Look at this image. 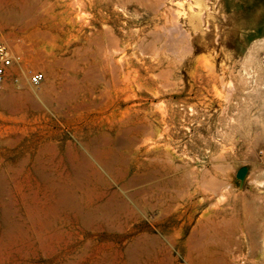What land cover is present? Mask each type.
<instances>
[{
	"label": "rangeland",
	"instance_id": "1",
	"mask_svg": "<svg viewBox=\"0 0 264 264\" xmlns=\"http://www.w3.org/2000/svg\"><path fill=\"white\" fill-rule=\"evenodd\" d=\"M0 13V264H264V0Z\"/></svg>",
	"mask_w": 264,
	"mask_h": 264
},
{
	"label": "built area",
	"instance_id": "2",
	"mask_svg": "<svg viewBox=\"0 0 264 264\" xmlns=\"http://www.w3.org/2000/svg\"><path fill=\"white\" fill-rule=\"evenodd\" d=\"M19 57L15 56L9 48L0 44V84H2L7 76L8 70L19 62ZM44 80V74L41 72H34L29 75V83L32 86L39 85Z\"/></svg>",
	"mask_w": 264,
	"mask_h": 264
},
{
	"label": "bare ground",
	"instance_id": "3",
	"mask_svg": "<svg viewBox=\"0 0 264 264\" xmlns=\"http://www.w3.org/2000/svg\"><path fill=\"white\" fill-rule=\"evenodd\" d=\"M92 2V1H91ZM102 2V1H101ZM100 2H98V4H99ZM96 5V4H95ZM100 7V6H99ZM205 8V7H204ZM209 8V7H208ZM202 10V9H201ZM9 13V12H8ZM193 14V13H192ZM189 15H190V13H189ZM194 16V15H193ZM3 17V14H1L0 13V18H2ZM208 18V17H207ZM214 18V17H213ZM195 19V18H194ZM204 19L206 20V17H204ZM2 20V19H1ZM7 20V19H6ZM5 21V20H4ZM194 21V20H193ZM6 22V21H5ZM118 22H116V24H117ZM197 23H198V20H197ZM193 25V24H192ZM199 26V28H200V25H198ZM8 28V27H7ZM195 28V27H194ZM79 30H80V28H78ZM83 29V28H82ZM52 30V29H51ZM50 30V31H51ZM120 30V29H119ZM3 31V30H2ZM54 32V31H53ZM57 32H59V31H57ZM96 32V31H95ZM201 32V31H200ZM43 33H45V32H43ZM92 33H94V32H92ZM195 33V32H194ZM47 34V33H46ZM91 34V33H90ZM97 34V33H96ZM105 34V33H104ZM103 34V35H104ZM121 34V33H120ZM187 34H189V33H187ZM205 34V33H204ZM98 35V34H97ZM195 35V34H194ZM202 35V34H201ZM66 36V35H65ZM93 36V35H92ZM122 36H124V35H122ZM157 36H159V35H157ZM96 37H99V36H96ZM107 37V36H106ZM116 37V36H115ZM198 37V36H197ZM196 37V38H197ZM81 38H83V37H81ZM100 38V37H99ZM67 39V38H66ZM65 39V40H66ZM88 39V38H87ZM108 40H109V38H107ZM125 39V38H124ZM86 40V39H85ZM84 40V41H85ZM90 40V39H89ZM113 40V39H112ZM7 41V40H6ZM117 41V40H116ZM115 41V43L117 44V42ZM65 42V41H64ZM190 42V41H189ZM6 43V42H5ZM69 43V42H68ZM71 43V42H70ZM81 43V42H80ZM85 43H86V41H85ZM96 43V42H95ZM106 43V42H105ZM109 43V42H108ZM153 43V42H152ZM87 44V43H86ZM90 45V44H89ZM107 45V44H106ZM111 45V44H110ZM153 46V45H152ZM68 47V46H67ZM77 47V46H76ZM83 47V46H82ZM91 47V46H90ZM111 47V46H110ZM149 47V46H148ZM151 47V46H150ZM191 47V46H190ZM72 48V47H71ZM113 48V47H112ZM192 48V47H191ZM64 49V48H63ZM81 49V48H80ZM155 49H156V47H155ZM149 50V49H148ZM66 51V50H65ZM192 51V50H191ZM71 52V51H70ZM73 52V51H72ZM87 52V51H86ZM91 52V51H90ZM76 53V52H75ZM74 54V53H73ZM80 54V53H79ZM82 54V53H81ZM78 56V55H77ZM88 56V55H87ZM72 57V56H71ZM76 57V56H75ZM72 59V58H71ZM76 59V58H75ZM86 61V60H85ZM42 63V62H41ZM82 63V62H81ZM81 63H79V64H81ZM90 63V62H89ZM77 68V67H76ZM72 69V68H71ZM87 70V69H86ZM79 72V71H78ZM92 72V71H91ZM80 73V72H79ZM113 74V73H112ZM157 74V73H156ZM117 75V74H116ZM120 75V74H119ZM155 75V74H154ZM80 76V75H79ZM114 76L115 75H113L112 76V78H114ZM121 76V75H120ZM117 77V76H116ZM125 77V76H124ZM156 77V76H155ZM114 80V79H113ZM115 80H117V79H115ZM112 81V80H111ZM118 83V82H117ZM165 86H166V84H165ZM163 115V114H162ZM163 117V116H162ZM11 131V130H10ZM1 149V148H0ZM1 151V150H0ZM5 152V151H4ZM10 154V153H9ZM8 155V154H7ZM1 158V157H0ZM11 160V159H10ZM17 160V159H16ZM11 163V162H10ZM8 165V164H7ZM3 166V165H2ZM58 203V202H57ZM202 236H204V235H202ZM198 243V242H197ZM196 243V244H197ZM186 262V261H185Z\"/></svg>",
	"mask_w": 264,
	"mask_h": 264
},
{
	"label": "water",
	"instance_id": "4",
	"mask_svg": "<svg viewBox=\"0 0 264 264\" xmlns=\"http://www.w3.org/2000/svg\"><path fill=\"white\" fill-rule=\"evenodd\" d=\"M247 167H241L236 171L235 178L242 183L247 175Z\"/></svg>",
	"mask_w": 264,
	"mask_h": 264
}]
</instances>
